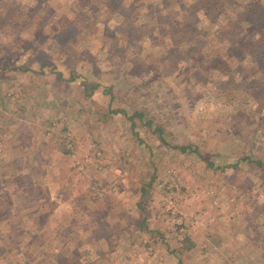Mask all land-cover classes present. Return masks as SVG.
<instances>
[{"label": "rangeland", "instance_id": "obj_1", "mask_svg": "<svg viewBox=\"0 0 264 264\" xmlns=\"http://www.w3.org/2000/svg\"><path fill=\"white\" fill-rule=\"evenodd\" d=\"M237 1L0 0V264H264V0Z\"/></svg>", "mask_w": 264, "mask_h": 264}, {"label": "trees", "instance_id": "obj_2", "mask_svg": "<svg viewBox=\"0 0 264 264\" xmlns=\"http://www.w3.org/2000/svg\"><path fill=\"white\" fill-rule=\"evenodd\" d=\"M222 0H209V2H208V0H204V3H202V4H199V5H202L204 8H206L207 10H209V8L211 9V8H217L218 10L220 9L221 11H223V10H225V7H224V5H229L230 6V8H232V10H235L234 8H238L239 7V4L237 3L238 1L237 0H225V3H224V5H222V6H220L219 4H218V2H221ZM254 1V0H253ZM222 2H224V1H222ZM227 3H229V4H227ZM254 5H250V3H248V5L246 4L244 7H243V9H242V12L243 13H247V11H249V14L250 15H253L252 16V18L253 19H255L256 20V14H257V20H260V22H263L264 23V6H263V4L261 3V4H258V8L257 9H255L254 7H253ZM205 10V9H204ZM206 10V11H207ZM255 11H256V14L254 15V13H255ZM259 11V12H258ZM224 12V11H223ZM241 12V13H242ZM242 17H244V15H241L240 17H238V19H239V21L241 22V19H243ZM245 19V18H244ZM236 23H237V20H236ZM193 28V27H192ZM141 36V35H140ZM140 36H138V37H140ZM256 43V44H255ZM260 43H262V45H260ZM253 45H252V49H254V51L251 53V57H253V59L255 60V58H257V57H259V63H257V65L258 66H260V68H259V70H260V73H262V71H263V69H264V33L260 36V38L259 39H257V40H255V41H253V43H252ZM260 45V47H258V46H256V45ZM251 49V48H250ZM196 52H197V50H196V48H192V47H189V45H188V48L182 53L183 55L182 56H180L183 60H188L192 55H195L196 54ZM250 53V52H249ZM199 55H200V53H198ZM248 55V54H247ZM245 57H246V55H245ZM243 62V61H242ZM241 62V63H242ZM209 64V63H208ZM13 67V66H12ZM55 74H57V76H58V78H59V80H61V81H64V82H67L68 80L67 79H65L64 77H63V73H61V72H57L56 71V73ZM229 78V80L230 81H234V80H236V79H234V77L233 76H230V77H228ZM75 80V77H72L71 78V82H73ZM84 85H87V84H85L84 83ZM90 94V93H89ZM1 95V94H0ZM1 103H3V101L1 100L0 101V104ZM124 115H125V113H124ZM142 117V115L141 114H138L137 112L136 113H133V115H132V117L130 118L132 121H134L135 122V119L136 118H141ZM133 122V127L135 126L134 124H136V123H134ZM149 122L150 121H148V124H149ZM135 128V127H134ZM134 134H135V131L133 132ZM71 136L69 135V137H68V139L70 138ZM182 152H185L186 151V147H183L182 149ZM260 165H262V167H264V165L262 164V163H260ZM142 216H143V214H142ZM142 222H146V218L144 219L143 218V221ZM59 257V259L61 260L60 261V264H67L68 263V260H62V259H64L61 255H59L58 256ZM75 264H80V263H75Z\"/></svg>", "mask_w": 264, "mask_h": 264}]
</instances>
